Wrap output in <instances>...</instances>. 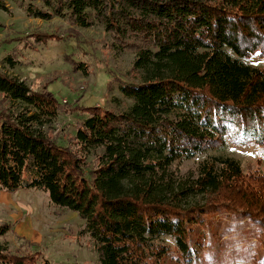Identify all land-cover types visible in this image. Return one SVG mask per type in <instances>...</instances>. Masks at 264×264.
I'll return each instance as SVG.
<instances>
[{
	"label": "trees",
	"instance_id": "trees-1",
	"mask_svg": "<svg viewBox=\"0 0 264 264\" xmlns=\"http://www.w3.org/2000/svg\"><path fill=\"white\" fill-rule=\"evenodd\" d=\"M15 1L28 17L100 24L115 47L135 53L140 81L121 82L131 101L124 110L78 106L87 115L62 144L48 129L71 105L0 70L9 103L0 108V189L37 188L76 212L98 264H200L202 247L219 237L205 230L218 211L241 212L264 230V169L247 172L213 153L228 141L264 146V68L244 61L264 57V0ZM202 155L194 175L180 176L175 165ZM10 230L0 225V264H36L37 253L10 250Z\"/></svg>",
	"mask_w": 264,
	"mask_h": 264
},
{
	"label": "rangeland",
	"instance_id": "rangeland-1",
	"mask_svg": "<svg viewBox=\"0 0 264 264\" xmlns=\"http://www.w3.org/2000/svg\"><path fill=\"white\" fill-rule=\"evenodd\" d=\"M4 1L8 10L0 9V70L25 80L35 90L48 91L61 105H71L68 111L61 109L48 129L57 141L66 144L74 135L75 124L87 115L78 112V106L99 105L121 111L131 104L121 94L120 84L123 80L140 81L133 71L136 55L115 47L103 26L96 23L83 28L59 17L49 21L28 17L17 1ZM32 32L56 34L59 39L28 47L17 40L4 42ZM9 56L15 60L14 65ZM244 61L264 68V57L252 56ZM79 62L89 68L87 74L76 68ZM7 106L8 101L0 95V108ZM213 153L240 160L247 172L257 167L264 169V146H240L228 141L222 150ZM205 158L202 155L181 161L175 169L183 177L194 175ZM199 199H190L186 204ZM210 222L206 232L217 231L219 237L213 246L202 247L200 264H264V230L256 222L229 210L216 212ZM3 224L11 226L3 237L10 250L26 256L37 253L36 264H98L93 240L80 233L84 221L76 212L53 204L43 190L0 189V225ZM167 242L174 247L171 239ZM163 264L170 263L167 260Z\"/></svg>",
	"mask_w": 264,
	"mask_h": 264
}]
</instances>
